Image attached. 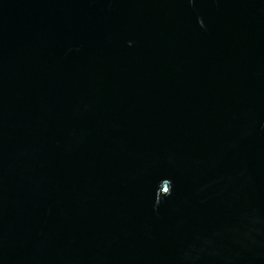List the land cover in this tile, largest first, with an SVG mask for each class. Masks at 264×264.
I'll return each mask as SVG.
<instances>
[{
  "label": "water",
  "instance_id": "95a60500",
  "mask_svg": "<svg viewBox=\"0 0 264 264\" xmlns=\"http://www.w3.org/2000/svg\"><path fill=\"white\" fill-rule=\"evenodd\" d=\"M0 264H264V0H0Z\"/></svg>",
  "mask_w": 264,
  "mask_h": 264
}]
</instances>
